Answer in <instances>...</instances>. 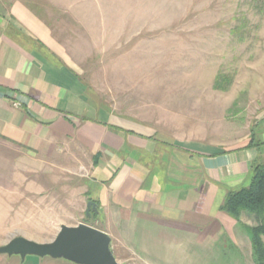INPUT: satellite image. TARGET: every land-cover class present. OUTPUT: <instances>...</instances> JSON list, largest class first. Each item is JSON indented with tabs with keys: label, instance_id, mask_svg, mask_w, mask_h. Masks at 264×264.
I'll return each mask as SVG.
<instances>
[{
	"label": "rangeland",
	"instance_id": "rangeland-1",
	"mask_svg": "<svg viewBox=\"0 0 264 264\" xmlns=\"http://www.w3.org/2000/svg\"><path fill=\"white\" fill-rule=\"evenodd\" d=\"M26 1L49 21L89 94L111 113L216 151L245 144L253 126L258 133L264 120V0ZM217 75L225 76L223 87H214ZM263 153L258 150L257 162ZM89 155H69L62 147L49 155L0 139V245L16 235L48 242L61 224L104 227L92 211L84 219ZM241 222L249 227L255 219L243 214ZM110 245L122 264H160L158 255L126 242ZM39 259L28 255L22 264ZM20 260L0 255V264ZM179 264L255 261L248 240L179 242Z\"/></svg>",
	"mask_w": 264,
	"mask_h": 264
},
{
	"label": "crops",
	"instance_id": "crops-1",
	"mask_svg": "<svg viewBox=\"0 0 264 264\" xmlns=\"http://www.w3.org/2000/svg\"><path fill=\"white\" fill-rule=\"evenodd\" d=\"M69 61L32 3L0 0V139L49 155L89 153L86 193L111 244L179 264V242H250L248 227L219 207L250 181L264 120L259 147L216 151L171 139L111 113Z\"/></svg>",
	"mask_w": 264,
	"mask_h": 264
},
{
	"label": "water",
	"instance_id": "water-1",
	"mask_svg": "<svg viewBox=\"0 0 264 264\" xmlns=\"http://www.w3.org/2000/svg\"><path fill=\"white\" fill-rule=\"evenodd\" d=\"M97 212L96 203H86V216ZM108 233L86 223L77 225L61 224L56 235L48 242H37L16 235L0 245V255L18 256L23 260L32 255L40 258L63 259L74 264H122L112 249Z\"/></svg>",
	"mask_w": 264,
	"mask_h": 264
},
{
	"label": "trees",
	"instance_id": "trees-1",
	"mask_svg": "<svg viewBox=\"0 0 264 264\" xmlns=\"http://www.w3.org/2000/svg\"><path fill=\"white\" fill-rule=\"evenodd\" d=\"M221 77L224 79L225 76L217 75L215 78V88L223 87L219 84L222 81ZM253 128L250 130L246 148L259 147L262 144ZM250 172L248 184L235 190H228L219 210L239 222L243 214L254 217L255 224L248 227L252 256L255 264H264V163L253 161ZM84 219L85 221L89 219L85 212Z\"/></svg>",
	"mask_w": 264,
	"mask_h": 264
},
{
	"label": "built area",
	"instance_id": "built-area-1",
	"mask_svg": "<svg viewBox=\"0 0 264 264\" xmlns=\"http://www.w3.org/2000/svg\"><path fill=\"white\" fill-rule=\"evenodd\" d=\"M15 105H17V103H15Z\"/></svg>",
	"mask_w": 264,
	"mask_h": 264
}]
</instances>
